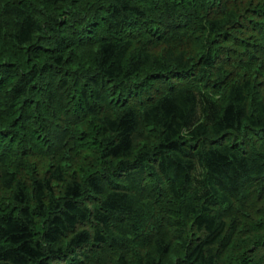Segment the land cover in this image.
<instances>
[{"label":"trees","instance_id":"trees-1","mask_svg":"<svg viewBox=\"0 0 264 264\" xmlns=\"http://www.w3.org/2000/svg\"><path fill=\"white\" fill-rule=\"evenodd\" d=\"M0 264H264V0H0Z\"/></svg>","mask_w":264,"mask_h":264}]
</instances>
